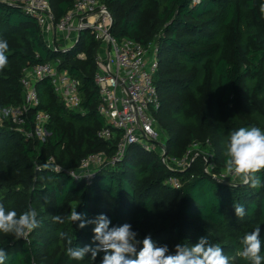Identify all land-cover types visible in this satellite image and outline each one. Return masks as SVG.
<instances>
[{
  "label": "trees",
  "instance_id": "obj_1",
  "mask_svg": "<svg viewBox=\"0 0 264 264\" xmlns=\"http://www.w3.org/2000/svg\"><path fill=\"white\" fill-rule=\"evenodd\" d=\"M46 1L57 22L75 0ZM100 1L113 18V37L157 47L153 84L160 107L153 116L168 136V155L181 158L197 143V156L183 171L172 172L157 153L133 145L121 162L101 169L90 184L69 177L67 172L89 155L104 152L110 158L116 149L118 138H97L106 126L97 111L100 96L94 82L99 43L83 31L69 51L52 48L32 15L0 0V38L9 44L8 65L0 71V110L24 105L22 70L45 63L58 62L60 72L78 80L81 99L78 110L66 109L50 82L39 81L38 109L50 117L44 141L26 136L34 133L33 110L23 117L22 131L6 122L0 127V203L18 216L35 208L40 221L24 239L0 233L5 264H101L103 252L94 261L90 253L79 261L67 255L68 240L72 247H95V225L81 229L80 221H68L73 209L85 220L106 215L110 227L129 223L138 239L150 234L172 254L177 243L194 245L206 237L234 256L242 238L258 225L264 246V187L231 188L229 180L212 177L226 171L225 142L232 130H264V0H199L195 6L192 0ZM119 7L124 8L121 14ZM208 149H214L211 176L203 172L202 150ZM50 157L60 172L46 165ZM258 175L264 181V170ZM170 177L180 181L178 189L166 184ZM234 202L245 207L243 219L235 215ZM54 215L65 222H54ZM236 264L248 262L237 258Z\"/></svg>",
  "mask_w": 264,
  "mask_h": 264
},
{
  "label": "built area",
  "instance_id": "obj_2",
  "mask_svg": "<svg viewBox=\"0 0 264 264\" xmlns=\"http://www.w3.org/2000/svg\"><path fill=\"white\" fill-rule=\"evenodd\" d=\"M7 4L20 6L27 14L32 15L37 24L42 28L44 41L48 46L59 47L63 52L72 49L75 44L61 46L57 41L63 39L64 43L74 35L76 42L81 32L86 31L99 43L96 56V74L94 82L99 90L100 105L98 114L105 120L106 126L97 132V138L103 141L117 139L113 156L108 158L104 152L89 155L82 160L77 169L67 172L74 180H81L90 184L98 172L105 167H113L121 162L130 146L137 145L143 151H160L158 155L160 164L169 171L179 172L186 169L197 156L199 145L193 144L191 149L181 158L168 155L167 150L157 145L160 131L153 111L159 109L160 100L158 92L153 84V76L158 69L157 47L154 54H149L147 47L129 38L117 40L112 36L113 18L107 7L100 0H75L72 8L57 22L54 20L52 9L46 0H1ZM199 0H192V6ZM47 36V41L46 40ZM78 58L83 59L78 54ZM58 62L40 64L22 70L20 85L23 91L24 105L22 107H9L0 110V127L6 126L22 131L23 117L33 110L34 133L26 135L29 138L36 136L44 141L46 136L45 125L49 121V114L38 109L40 100L36 84L42 80H48L54 92L63 102L66 109L78 110L81 99L79 95L80 83L65 71L58 70ZM207 145L209 143L207 142ZM198 147V148H197ZM194 150H193V149ZM197 148V149H196ZM192 151H195L191 157ZM204 156V155H203ZM203 172L208 173V165L211 170L210 160H205ZM208 162L210 164H208ZM46 165L55 172L61 169L55 164L52 157L48 158ZM216 179H227L231 182H239L235 176H229L228 172ZM166 184L178 189L180 181L170 177Z\"/></svg>",
  "mask_w": 264,
  "mask_h": 264
},
{
  "label": "clouds",
  "instance_id": "obj_3",
  "mask_svg": "<svg viewBox=\"0 0 264 264\" xmlns=\"http://www.w3.org/2000/svg\"><path fill=\"white\" fill-rule=\"evenodd\" d=\"M261 17L264 18V3L260 5ZM9 50L7 39L0 38V71L8 65L6 53ZM225 169L229 176H235L239 183L231 182V188L249 186L253 189L264 187V181L258 173L264 170V130L260 127H241L232 130L225 142ZM235 215L243 219L246 216L245 207L237 202L233 203ZM35 208H29L19 216L14 210H7L0 203V233L12 235L20 240L40 226ZM67 220L80 221L79 227L85 228L94 224L93 243L83 247H72L68 240L67 255L73 260H83L90 253L94 261L98 253L103 252L101 264H236L237 258H242L248 264H264V255H261L264 246L260 239L261 228L256 226L246 234L242 240V248L234 256L224 254L218 244L209 243L208 238L201 237L197 243H177L175 253H170L167 245L158 246L151 239V235L138 239V233L132 230V225L124 223L121 226H111V221L106 215H98L94 219L85 220L84 216L73 209ZM53 221L64 223L65 218L54 215ZM61 237L64 233L60 234ZM142 245L139 248L138 246ZM7 253L0 248V264H5Z\"/></svg>",
  "mask_w": 264,
  "mask_h": 264
},
{
  "label": "rangeland",
  "instance_id": "obj_4",
  "mask_svg": "<svg viewBox=\"0 0 264 264\" xmlns=\"http://www.w3.org/2000/svg\"><path fill=\"white\" fill-rule=\"evenodd\" d=\"M101 2V1H100ZM117 11L119 12V14H121V13H123L124 12V8L123 7H119V9H117ZM76 36L74 35L72 38H70V40H67L65 43L63 42L64 40L63 39H59L58 37H57V41H58V43H60V45L61 46H71V45H73V44H77L78 43V41L76 42ZM46 40H47V36H46ZM47 41H49V40H47ZM153 48L151 49V51H150V49H149V54L150 55H153L154 53V48H155V45H153L152 46ZM80 57H83V53L82 52H80ZM156 120V119H155ZM157 122V121H156ZM157 127H158V129H159V131H160V138H159V140L157 141V145L160 147V150L162 149V148H165V150H167V145H168V136H167V134H166V132L163 130V128L160 126V124L157 122V124H155ZM210 146V145H209ZM199 147V146H198ZM197 147V148H198ZM208 147V146H207ZM196 148V149H197ZM191 149V148H190ZM193 149V148H192ZM210 149V148H209ZM202 150V153H204L203 155H205L206 157H205V160H210V163L212 162L213 163V165L215 164V162H214V149L211 151V150ZM194 150V149H193ZM155 153H157L158 155L160 154V151L158 150V149H156V151H155ZM212 163H211V167H212ZM208 167V173L209 174H211V170H210V166L208 165L207 166ZM222 174L224 173H226V171H224V172H221ZM213 176H217V175H213Z\"/></svg>",
  "mask_w": 264,
  "mask_h": 264
},
{
  "label": "water",
  "instance_id": "obj_5",
  "mask_svg": "<svg viewBox=\"0 0 264 264\" xmlns=\"http://www.w3.org/2000/svg\"><path fill=\"white\" fill-rule=\"evenodd\" d=\"M111 32V30L109 31V33Z\"/></svg>",
  "mask_w": 264,
  "mask_h": 264
}]
</instances>
